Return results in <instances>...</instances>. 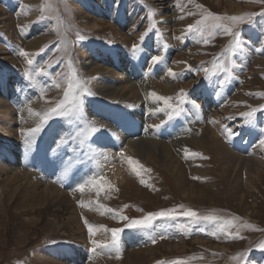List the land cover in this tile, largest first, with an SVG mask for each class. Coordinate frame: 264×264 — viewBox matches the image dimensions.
Wrapping results in <instances>:
<instances>
[{
    "label": "rangeland",
    "instance_id": "1",
    "mask_svg": "<svg viewBox=\"0 0 264 264\" xmlns=\"http://www.w3.org/2000/svg\"><path fill=\"white\" fill-rule=\"evenodd\" d=\"M27 1L32 3L34 0H0V82L5 85L4 88L0 85V94L3 93V89L8 91L5 99L8 100L9 107L8 117L3 112L0 113L1 149H6L10 145L18 148L20 141V146L25 147L22 130L35 127L39 123L38 116L34 120H27L28 116L35 117L28 112V107L42 113L54 106V103L63 97V89L69 80L85 81V87L92 93L82 97L84 108L87 101H97L94 92L97 77L90 76L91 70L85 65L88 57H95L99 53L111 62L121 58L128 61L127 54L132 52L130 51L132 46L139 44L141 51L138 54L142 59H136L135 64L138 72L145 79L144 81L142 78V81L149 83L146 79L151 72L148 69L152 68V76L156 77L159 83L160 78L161 81L168 79L171 85L175 86L174 91L164 94L173 98L171 102L174 105L178 102L177 94L180 90H184L190 100L200 105L198 111L193 109L191 104L183 105L187 111L183 113L184 115L191 113V118L192 115H196L190 120L192 124L187 131L198 137L200 141L199 145L192 144L187 148L189 153H200L207 159L190 154L179 159L178 164L175 165L183 172L174 178L155 157H153L155 161H149L133 153V159L138 160L145 169H150L147 172L142 171L141 176L138 177L131 171L126 159L119 155L122 152L124 157H131L123 150L125 143L119 140L116 142L115 139L109 140L104 143L107 152L104 157L106 156L107 159L102 157V160L107 161V173L104 176L113 188L102 192L101 213H104L103 215L100 213L99 218H94L77 211L75 214L78 215V225H76L70 215L60 214L59 217L39 213L37 210L32 211L30 205L35 203L34 200L39 199V192L46 183L44 175L50 182L53 180L52 184L61 191L69 192L76 187L71 189L66 184H60L61 175L50 173L45 166H42L41 170H26L25 163L24 170L19 175L16 171L6 170V158L0 155V165L4 166L0 171V180H2L0 181V264H158V262L177 259L186 261V264H240V261L231 259L239 252L248 253L243 258L244 264H264V251L256 247L258 243L264 241V171L247 173L242 161L235 167L230 164L231 162L224 161L223 157L226 154L220 152L223 150L219 149L218 152L213 150V136H215L216 142H222L227 151L241 156L242 159L252 155L260 157L264 164V147L259 145L260 129L264 128V112L256 114L254 128L243 125L240 116V113L249 110L246 106L264 105V96L257 95L264 93V52L256 51L257 48L264 49V44L260 43V39L264 37V16H257L251 25L240 26L243 50L232 57L233 76L220 89L219 95L216 94L217 84L213 82L217 77L211 76L206 80L205 73L198 69L202 64L203 67L211 69L214 59H223L224 49L231 38L216 33L208 37L209 43L205 45L196 33L186 34L184 31L187 25L194 24L201 18V9L196 5H202L207 11L221 16H235L245 12L259 13L264 10V5L251 3L249 0H192L191 3L189 0H48L52 5V11L46 15L58 16L65 22L59 26V31H55L53 30L56 27L55 21L44 19L37 22L36 20L41 14L39 9L45 0H36L32 6ZM21 4L28 5L29 8L21 9ZM32 10L36 14L35 21L24 27L27 25L26 19L32 15ZM190 12L194 15H188ZM35 26H40V29L46 28L44 31L48 41L44 40L36 49H27L26 45L30 40L36 39L34 37L39 38L40 29L37 34L28 36ZM142 33L147 34L141 42ZM65 40L67 54L63 50ZM20 49L32 55L25 58L19 54ZM154 55H162L164 60L154 66L150 64L149 67L151 57ZM27 59H32L33 65H28ZM69 60L75 69V77L69 70ZM46 61L52 62L51 67H47L49 75L36 76L37 86H32L26 79L25 72L34 73L35 69L45 66ZM186 66H190L191 70L189 71ZM111 67L109 65V68ZM169 68L179 75L176 78L169 76L167 73ZM57 72L62 73L59 77L60 88L53 86L52 78ZM115 72L119 75L122 71ZM116 77L112 81L121 88L124 82ZM12 80L16 82L12 83ZM41 88L44 89L43 93L40 91ZM124 92L129 94L128 89ZM35 98L38 99V103L34 102ZM107 103L118 106L115 101ZM126 104V108H134L132 101H126ZM128 114L129 116L126 114L128 120L131 118L130 115L139 116L133 110ZM146 114L147 112L140 113V116L146 117ZM183 114L174 119L181 121ZM157 117L155 115V119H149L147 123L161 124L156 120ZM59 123L66 125L70 135L74 133L75 122L69 123L68 118L53 117L49 120L39 133L41 140L34 149L35 156L36 152L41 153L40 160L44 151L42 148L44 140L47 137L54 140L55 135L53 136L52 132L53 130L58 132L56 125ZM211 127L217 130H212ZM225 128H231L239 135L228 139L224 132ZM2 130L5 133H1ZM10 133H15L19 139L8 138L7 134ZM102 137L104 135L101 132L95 133L92 140L85 143L84 148L89 143L92 146L90 155H97L93 143ZM161 141L169 142L166 137H161ZM74 143L79 146L78 141ZM113 143L117 145L115 144L114 147L110 145ZM65 147L67 148L68 145L65 144ZM219 152L220 154L217 155ZM65 153L69 156L72 152ZM13 156H16V153ZM120 164H125L128 179L134 183L132 186L131 184L127 186V193L115 182L111 173L114 169L121 170ZM97 170L92 171V175L95 171L96 174H103ZM8 175L10 177L6 180ZM28 176H31L30 182ZM141 178L151 187L142 185ZM26 181L30 186L33 182V186L31 188L25 186ZM12 184H15L14 188ZM34 186L39 187L33 191L35 194L32 193ZM29 189L31 190L28 191ZM22 192L28 194L27 198L28 196L31 198L30 195L34 194L38 199L33 196L31 200L29 198L25 200ZM21 195L24 197L21 198ZM18 198L24 201L21 202ZM23 202L24 205L28 204L29 208L26 205L22 207ZM80 203H82L81 199L76 201L75 206L80 207ZM124 205L128 207L125 208ZM180 205L185 209H193L201 215L216 210L215 214L224 220L236 218L234 224L237 227L230 229L233 236L229 237L217 231L216 226L206 221H193L188 217L176 216L174 219H157L147 229L124 228L119 237V259L116 258V251L113 249H98L95 253L89 251L92 245L84 217L88 216L85 219L96 227L103 225L107 228H123L126 221H120L116 213L129 218H140L149 212ZM105 209L113 211L108 212ZM244 222L252 225L253 229L239 227ZM237 228L241 238L236 237ZM161 235L166 238L159 239ZM92 238L105 240L110 238V233L101 229ZM153 239H156L155 244L152 243ZM137 253L144 254L141 257L143 262H139V259L135 260Z\"/></svg>",
    "mask_w": 264,
    "mask_h": 264
},
{
    "label": "bare ground",
    "instance_id": "2",
    "mask_svg": "<svg viewBox=\"0 0 264 264\" xmlns=\"http://www.w3.org/2000/svg\"><path fill=\"white\" fill-rule=\"evenodd\" d=\"M34 1H36V0H34ZM27 2H29V5L32 6L33 2L32 3H31V1H27ZM233 7H234V5H233ZM31 14H32L31 17L26 19L27 26H29L33 21H35L34 19L36 17V14L33 13V10H32ZM36 20H37V18H36ZM124 24H125V22H124ZM96 26L97 25H94V27H96ZM108 26L111 27L110 24H108ZM39 29H40V26L33 27L28 36H30L32 34H37ZM44 29H46V28L40 29L41 32L38 33L39 38L34 37L37 40L32 39L27 43V45H26L27 49H36L39 47V45H41V43H43L44 40L48 41V38H47L46 33H45L46 31H44ZM142 50H143V48H142ZM85 56H86V58L88 57L86 54H85ZM129 56H131V58ZM4 57H6V56H4ZM127 57H128V61L123 60V58H121V59L116 60V62H111L110 60L104 58V56H102L101 54L98 53L95 55V57H91V58L88 57L89 58V59H87L88 62L85 64L86 67H88L89 70H91V71H89L90 76L96 75V77H97L96 78L97 83H95V85H94V92L97 95V97H96L97 101H94V102L93 101H87L85 103V108H84V114L88 120H94V121H96L98 126H103V127H101V130L99 132H101V134L104 135V137H102L101 139H97L93 143V148L97 149V152H98L96 156L94 155V157L97 158V160L93 159V160L89 161L87 156L84 155V152H85L84 150H86L88 148V146L81 149V148H79V146L75 145L74 142L69 141L66 144V145H68L67 148L65 147V144L60 145L58 147V142L61 140V138L67 139L70 135L66 129V125H64L63 123H59L58 125H56V129L57 128L59 129L58 132H56L54 130L52 132V135L53 136L55 135V138H57V139L55 140V138H54V140H55L54 141V140L47 137L44 140L42 148L44 151L45 150L46 151L42 152V160H40V158H39L41 153L39 154L38 152H36V156H35V150H34L35 145H37V143L41 140V134H38L36 136L35 144H34L33 148L31 149V151H26L25 147L23 145H22L23 146V148H22L20 146L21 141L18 143L19 144L18 148H14L12 145H10L6 149H1L2 145H0V155L2 158H6V164H5L6 170L16 171V173H18V175H19V173H21L24 170L23 165H25V163H26V170H29V169L41 170V167L45 166L46 169H48V171L50 173L61 175V183L60 184H66V185L70 186V188L72 189V188H75L78 183H82V182H84L85 179L92 176V173H93L92 171L97 170V166H98V170L101 173H103V175L107 173V161L102 160V157H104V154L107 153L104 149V143L108 142L111 139H115L116 142H117V140H119V141H123L125 143V149H123V150L127 156L132 157V154L134 153V154L139 155L140 158H144L145 160H149V161L154 160L153 157H155V159L157 161H159L161 166L164 169H166L168 172H170L171 175L174 176V178L177 175H180V173H182L183 171L181 172L180 167H177L175 165V163L178 164L177 161L179 159L185 158V149L187 147L192 146V144L193 145H195V144L199 145L200 144L199 138L194 136V135H191V132L189 133L187 131V128H189V125L192 124L190 120H192V118H195L196 115H192V118H191V116H190L191 113L189 115H184L187 112V111H185L183 114L182 120L180 119L182 122L179 120H176V119H172V120L168 121L165 111H159V112L150 111V110H155L157 108H163L164 105L161 102L155 101L153 98L149 97L148 94L150 92H155L158 95L160 94V95L164 96V94H167V92L174 91L173 88L175 86H172L170 81H168V79L167 80L162 79V81H161V78H160V83H159L158 79L156 77L153 78V76H152V74H153L152 68L148 69L151 72L147 75L146 82H149V83L143 82L142 81L143 77L138 72L139 70H138V68H136V64H135L136 59H142V57L138 53L134 55L132 52L127 54ZM109 65L112 67L109 68ZM113 67H114V69H112ZM149 67H150V63H149ZM116 70L117 71L119 70L122 72L119 73V75H118V74H116L117 72H115ZM137 72L139 73L138 77H137ZM115 76L118 77V78L116 77L117 79L123 80L124 85L121 88L118 86V84L113 83L112 80L115 78ZM144 81H145V79H144ZM13 82H16V80H12V83ZM0 85L2 86V88L5 87V85L2 82H0ZM145 85L147 88H145ZM26 89L25 90L23 89V90L26 91ZM126 89L129 90V94H126L124 92V91H126ZM140 91H141V93H139ZM7 96H8V91L6 89H3V93L0 94V113L3 112L5 114V116L7 115V117H8V114H9V107L7 104L8 100L5 99V98H7ZM110 101L117 102L118 106L113 105V104H108L107 102H110ZM126 101H132V104H133L132 106L134 108H129V107L126 108L127 107ZM34 102L38 103V99L35 98ZM125 110H128V112L129 111L131 112L133 110L139 116L130 115L131 118L128 120L126 117V114L129 116L130 113L128 114V112H126ZM145 112H147V114H146V117L143 116L145 118L144 119L143 117L140 116V113H145ZM155 115L158 116L156 118V120H158L159 123H161V121H167V123H164L159 128L150 127L151 125H149L147 122L149 119L150 120L155 119ZM203 115H204V113H203ZM25 116L26 117L28 116L27 113ZM35 118H37V117L36 116L35 117L28 116L27 120H34ZM12 120H13V118H12ZM213 125H214V123L212 124V126ZM10 126H11V124H10ZM211 128H213V127H211ZM212 130L216 131L217 128H215V129L213 128ZM10 131H12V130H10ZM1 133H5L4 130H2ZM7 135H8L7 136L8 138H14L15 140L19 139L15 133H10ZM22 135H23V133H22ZM161 137H166L169 140V142L165 143V142L161 141ZM23 138L25 140V137H22V139ZM213 141H214L213 142V148H214L213 150L215 152H218V150L220 149V150H223L220 152H223L224 154H226L223 157L224 161L227 160L228 162H231L230 164L234 165L235 167L242 161V163H244V165H245L247 173H254V172L257 173L259 171H264V167H262L264 164H263V161L260 159V157H257V156L254 157L252 155V156H248L247 158L242 159L241 156L235 155L231 151H227L222 142L221 143L216 142L217 138H215V136H213ZM115 144L117 145V143H115ZM115 144L113 143L110 145H113V147H114ZM92 151L94 152V150H92ZM65 152H72V153L68 156ZM220 152L217 153V155H219ZM14 153H16V156H13ZM14 157H16V158H14ZM94 161L95 162L97 161L96 162L97 166H96V163ZM122 161H123V163H125L124 160H122ZM35 164L37 166H35ZM124 165L125 164L121 165L122 166L121 170L114 169L111 171V173H112V176L115 178V182H117V184L124 190V192L127 193V191H126L127 186L130 184H131L130 186H132V184H134V183H132L131 180L128 179V176L126 173L127 167L124 168ZM3 167L4 166L0 165V171L3 169ZM65 167L70 168V171H69L68 175H66V176L63 175V171H64ZM251 171H253V172H251ZM96 173L97 172L95 171L94 174H96ZM26 174H28L27 171H26ZM128 174H130V173L128 172ZM8 177H10V176L8 175L5 179L7 180ZM28 177H29V179H28V181H29L31 176H28ZM44 177H45L46 183L43 184L44 187H43L42 191L39 192V197H38L39 199L36 198V196H34L35 193L33 192V191H35L36 188L39 189V187L34 186L35 188H33L34 190H32V193H34V194L30 195V197L34 196V198H36L38 200H36V201L34 200L35 203H32V204H30V201L28 200L29 201L28 204H30L32 206V208H31L32 211L37 210L39 213H41V212L47 213V214H50L53 216H59L60 214L70 215L71 216L70 218L72 219V221L75 222L76 225H78L77 224V220H78L77 216L78 215L75 214L77 211L83 212V215L89 214V215H91V217H94V218L100 217V213L103 210L102 209V205H103L102 204V202H103L102 201V192L97 194V192L95 190L90 189L88 187H86L84 192H79V191H76L75 189L72 191H69V192H67L68 190H62L61 191V189H58L54 184H52L53 180L50 182V180L47 179L45 175H44ZM5 179H3V180H5ZM11 179H12V181L14 180V178H11ZM20 179H21V177H20ZM181 179H183V178H181ZM0 181H2V180H0ZM10 182H11V180H10ZM17 182H16V184H17ZM58 182H60V181H58ZM133 182H134V180H133ZM31 184H32L31 186H33V182ZM12 185L14 188L15 184H12ZM9 186H11V183ZM25 186H28V188H31V186L29 185V183L27 181H26ZM25 186H23V187H25ZM7 188L8 187H6V189ZM25 188H27V187H25ZM16 189H18V186ZM16 189H15V192L17 194ZM30 190L31 189H29L28 191H30ZM3 191L5 193V190H3ZM24 192H25V190H24ZM29 193H31V192H29ZM8 194H9V191H8ZM16 194H15V196H16ZM21 194H24V193L22 192ZM27 195L28 194H26V195L24 194V196L26 198L25 200H27L29 198V196H28V198L26 197ZM24 196L21 195V198ZM31 198H29V199L31 200ZM18 199H20V198H18ZM79 199H81L82 203L86 205L85 207H76L75 206L76 201H78ZM13 200H14V198H13ZM20 200L22 202L23 199H20ZM25 202H23L22 207L26 205V204L24 205ZM23 209L24 208H22V210ZM18 211H20V210H18ZM24 212H26V210ZM27 215H28V213H27ZM87 217H84V219ZM179 248H180V246H179ZM146 252L150 253L151 251L146 250ZM142 256H144V254L141 255V253H137L135 260L139 259V262H143V260H141Z\"/></svg>",
    "mask_w": 264,
    "mask_h": 264
},
{
    "label": "snow or ice",
    "instance_id": "3",
    "mask_svg": "<svg viewBox=\"0 0 264 264\" xmlns=\"http://www.w3.org/2000/svg\"><path fill=\"white\" fill-rule=\"evenodd\" d=\"M191 3L192 0H189ZM251 3H257L264 5V0H249ZM21 9H28V5L21 4ZM197 8L201 9V18L197 20L194 24H189L185 28L186 34L196 33L203 41V44L207 45L209 43L208 37L215 35L216 33H222L223 35L229 36L231 39L229 40L228 45L224 49L223 59L216 58L212 61L211 69L207 67H203V64L200 66L198 70H202L205 73V79L208 80L211 76H216L217 79L213 81L217 84L216 94H220V89H222L227 82L233 76V63L232 57L235 56L238 52L242 51V31L240 26L241 25H251L255 21L257 16H264V10L259 13L255 12H245L240 15L235 16H221L213 14L210 11H207L203 8L202 5H196ZM40 15L37 18V22L42 21L44 19H49L55 21L56 27L53 30L59 31V26L63 25L65 22L58 16H50L46 15V13L52 11V5L45 0L44 3L40 6ZM188 15H194V13H188ZM183 18V17H181ZM19 27V26H18ZM24 27H27L25 25ZM22 30V29H21ZM147 33H142L140 40L143 41L145 35ZM82 38V37H78ZM183 38V37H181ZM260 43L264 44V37L260 39ZM166 47V46H165ZM43 50V49H41ZM59 50V49H58ZM63 50L67 54V42L65 40V44ZM132 53L135 55L141 51V47L139 44H134L131 49ZM256 51L264 52V49L257 48ZM19 54L25 58L29 57L30 53L25 51L24 49L19 50ZM38 54V53H37ZM164 57L162 55H154L151 57L150 64L157 65L158 63L163 62ZM51 61H46L45 66L37 68L33 72H25V77L30 81L32 86H37L36 76L43 75L48 76L49 73L47 72V67H51ZM28 65H33L32 59H27ZM69 70L72 73V76L75 77V69L72 67L71 60L68 61ZM188 70H191L190 66H186ZM167 73L169 76L176 78L179 74L172 71V69H168ZM62 73L57 72L53 79V86L56 88H60L61 84L59 81V77H61ZM41 93H43L44 89H40ZM86 95H91V92L87 87H85V81L83 80H69L67 86L63 89V97L54 103V106L47 108L42 113L34 111L31 107H28V112L31 115H35L39 117V123L36 124L35 127L22 130L23 135L25 137L24 144L25 150L31 151L35 144L36 136L42 131L44 125L48 123L53 117H63L68 118L69 123L75 122V131L73 134L69 135L67 139L61 138L58 142V147L63 144H67L69 141L76 142L78 141L79 148L83 149L86 142L92 140L95 133H98L101 130V127L98 126L96 121L88 120L84 114V101L82 97ZM149 97L153 98L155 101L161 102L164 107L157 108L155 110L150 111H165L167 115V120L170 121L176 117L181 116L186 109L183 107L184 104H191V107L195 110H199L200 105L193 100L188 98V93L184 90H180L177 94V103L174 105L172 101V97H166L158 95L155 92H150ZM257 95L264 96V93H259ZM46 103H51L50 101H46ZM249 108L248 111L240 113V116L243 119V125L248 127L254 128L256 126V114L258 112H264V105H259L258 107H251L246 106ZM215 122V121H210ZM167 121H161L159 125H151L150 127L159 128ZM224 132L228 139H232L234 136L239 135V133H234L231 128H225ZM259 145L264 147V128L260 129V138H259ZM91 144L89 143L88 148L85 150L84 155L87 156L88 160L91 161L95 157L94 155H90L91 152ZM75 150V149H74ZM197 156L202 159H207V157H203L200 153H189L188 149H185V156L188 155ZM122 158L126 159L131 171L135 173L136 176L140 177L141 172L150 171V169H145L143 165L139 163L138 160L133 159L132 157H124V154L121 152L119 154ZM104 159L106 160L107 157L105 156ZM70 171L69 167H65L63 171V175H68ZM193 179H200L199 177H193ZM140 183L147 187H151V185L146 184L143 178L140 179ZM86 187L93 189L99 194L100 192L105 191L106 189L113 188L107 178L103 174H93L92 176L88 177L82 183H78L76 186V191L84 192ZM80 207H85L86 205L83 203L79 204ZM124 207H128V205H124ZM123 209H121L122 212ZM105 211L112 212V209H105ZM216 210H211L209 214L201 215L197 211L187 208L185 209L183 205H180L175 208H168V209H160L159 211L149 212L140 218H129L127 216L121 215L120 213H116L119 217L120 221H126L123 228H107L103 225L96 227L90 224L86 219H84L85 227L87 228L89 237H90V244L92 247L89 249L90 252L95 253L98 249H113L116 251V258L119 259V237L120 234L124 231V228L129 229H147L149 228L153 221L157 219L167 218V219H174L176 216H184L191 218L193 221H206L214 226H216V230L219 232L225 233V235L232 237L233 233L230 230L232 227H237L234 224V219L224 220L219 215L215 214ZM103 214V213H101ZM83 219V217H82ZM239 227L242 228H249L253 229V226L244 222ZM103 230L106 233H110V238L105 240H97L93 239L92 237L99 230ZM256 230V229H254ZM203 231V229H201ZM215 235V233H212ZM237 238L239 237V228H237L236 233ZM163 235L159 237V239H165ZM152 243H156V239L152 240ZM257 248L264 251V241L258 243L256 245ZM247 252H239L231 257L232 260L240 261V264H244L243 258L247 256ZM158 264H186L184 260H173L170 262H158Z\"/></svg>",
    "mask_w": 264,
    "mask_h": 264
}]
</instances>
